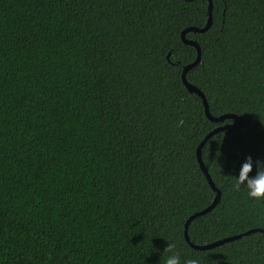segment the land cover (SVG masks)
I'll return each mask as SVG.
<instances>
[{"label": "trees", "instance_id": "16d2710c", "mask_svg": "<svg viewBox=\"0 0 264 264\" xmlns=\"http://www.w3.org/2000/svg\"><path fill=\"white\" fill-rule=\"evenodd\" d=\"M0 0V264H264V0ZM184 123L177 126V121ZM255 165L249 175L255 174ZM255 229L207 249L210 243Z\"/></svg>", "mask_w": 264, "mask_h": 264}, {"label": "water", "instance_id": "95a60500", "mask_svg": "<svg viewBox=\"0 0 264 264\" xmlns=\"http://www.w3.org/2000/svg\"><path fill=\"white\" fill-rule=\"evenodd\" d=\"M211 9H212V0H208V6H207V20H206L205 25L202 26V27L190 26V27H187L186 29H184V30L181 32V38H182V40H183L185 43H187V44H190V45L195 46L196 51H197V55H196V58L194 59V61L191 62V63H189V64H187V65H185V66L183 67V70H182V73H181V78H182V82L184 83V85L187 87V89H188L190 92H194V93H196L198 96L201 97V99H202V103H203V105H204V110H205V113H206V115H207L208 118H210V119L213 120V121H219V120H222L224 117H232V118H234V122H232V123H230V124L219 125V126L213 128L212 130H210L208 133H206V134L204 135V137H203L202 140L199 142V144H198V146H197V148H196V157H197V161H198L199 166H200V168H201V170H202L204 176L206 177V179H207L209 185L212 187V189H213V191H214V199H213V201H212L209 205H207L206 207H204V208H202V209H200V210H198V211L192 213V214L188 217V219H187V221H186V223H185V227H187V224L189 223V221H190L192 218H194V217H196V216H198V215H201V214H204V213L208 212L210 209H212V208L215 206V204H216V203L218 202V200H219V191H218V189L215 187L213 181L211 180V177H210V175H209V173H208V171H207V168L205 167V165H204V163H203V161H202V158H201V148H202L203 144H204V143L207 141V139H208L209 137H211L214 133H216V132H218V131H220V130H223V129H227V130H233V129H236L237 127H239L240 122H241L240 119H239V117H237V116L234 115V114H225V115L218 116V117L212 116V115L208 112V104H207V102H206V99H205V97H204L202 91H201L199 88H197L196 86H194V85H192L191 83H189V82L186 80V78H185L186 71H187L190 67L196 65V64L199 62V60H200V47H199V44L196 42V40H193V39H186V38H185V32H186V31H189V30H190V31H193V32H203V31H205V30L209 27V25H210V23H211ZM254 230H255V229H249V230H246V231H244V232H242V233H238V234H234V235H231V236H227V237H224V238H221V239H217V240H215V241H212V242H210V243H204V244H195V243L190 242L189 239H188V236H187V232H186V230H185V239H186V240L189 242V244H190L193 248H195V249H207V248L214 247V246H216V245H220V244H222V243H224V242H228V241H231V240H233V239L239 238V237H241L242 235L248 234V233H250L251 231H254Z\"/></svg>", "mask_w": 264, "mask_h": 264}, {"label": "clouds", "instance_id": "9594fccd", "mask_svg": "<svg viewBox=\"0 0 264 264\" xmlns=\"http://www.w3.org/2000/svg\"><path fill=\"white\" fill-rule=\"evenodd\" d=\"M183 119L177 121V126L183 125ZM255 165V174L249 175L253 171ZM232 190L243 191L248 200L257 203L264 204V161L256 160L255 162L251 157H245L241 163L238 173L235 176H231ZM174 244H167L164 250L171 253L164 258L163 264H201V260L198 256H186L183 257L179 252L173 251Z\"/></svg>", "mask_w": 264, "mask_h": 264}]
</instances>
